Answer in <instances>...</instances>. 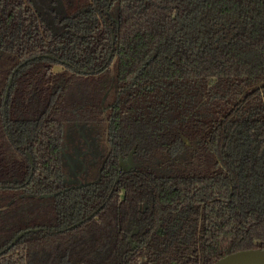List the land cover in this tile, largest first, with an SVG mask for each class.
Instances as JSON below:
<instances>
[{"label": "trees", "instance_id": "obj_1", "mask_svg": "<svg viewBox=\"0 0 264 264\" xmlns=\"http://www.w3.org/2000/svg\"><path fill=\"white\" fill-rule=\"evenodd\" d=\"M27 229L0 264L264 248V0H0V251Z\"/></svg>", "mask_w": 264, "mask_h": 264}, {"label": "rangeland", "instance_id": "obj_2", "mask_svg": "<svg viewBox=\"0 0 264 264\" xmlns=\"http://www.w3.org/2000/svg\"><path fill=\"white\" fill-rule=\"evenodd\" d=\"M92 131V127H80L76 137L68 140L66 146L68 150H64L63 148V166L65 167L63 179L67 184L72 185L74 183H85L87 181V176L81 173V169L84 167L83 165L91 164L92 168L90 172L94 169V160L100 150L98 146L96 147L98 138L92 135ZM79 136L81 139L77 144L75 141ZM102 140L104 142L103 138ZM85 144L92 145V148H86Z\"/></svg>", "mask_w": 264, "mask_h": 264}, {"label": "water", "instance_id": "obj_3", "mask_svg": "<svg viewBox=\"0 0 264 264\" xmlns=\"http://www.w3.org/2000/svg\"><path fill=\"white\" fill-rule=\"evenodd\" d=\"M49 56V55H46ZM51 57V56H50ZM110 57V55H109ZM26 61H23L19 64V66L23 65ZM17 68L13 70V73L16 71ZM11 78H9L6 94L8 92ZM28 158L32 164V158L31 155L28 153ZM94 212L89 214L87 217H90ZM82 220H79L71 225L68 226V228L75 227L76 225L80 224ZM32 229H27L19 232L16 234L8 246H6L3 250L0 251L2 253L3 251L7 250L9 247H11L14 243H16L22 235H24L26 232L30 231ZM212 264H264V248H247V249H241L236 250L234 252L228 253L220 258H218L215 262Z\"/></svg>", "mask_w": 264, "mask_h": 264}, {"label": "flooded vegetation", "instance_id": "obj_4", "mask_svg": "<svg viewBox=\"0 0 264 264\" xmlns=\"http://www.w3.org/2000/svg\"><path fill=\"white\" fill-rule=\"evenodd\" d=\"M123 161H124L125 164H128V166H131V163H130L129 159H124Z\"/></svg>", "mask_w": 264, "mask_h": 264}]
</instances>
